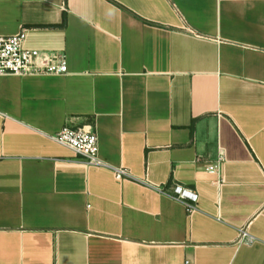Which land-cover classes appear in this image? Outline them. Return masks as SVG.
<instances>
[{
    "label": "crops",
    "instance_id": "0c3cea01",
    "mask_svg": "<svg viewBox=\"0 0 264 264\" xmlns=\"http://www.w3.org/2000/svg\"><path fill=\"white\" fill-rule=\"evenodd\" d=\"M22 31L68 73L0 76V264H264V0H0Z\"/></svg>",
    "mask_w": 264,
    "mask_h": 264
},
{
    "label": "built area",
    "instance_id": "2783aa9c",
    "mask_svg": "<svg viewBox=\"0 0 264 264\" xmlns=\"http://www.w3.org/2000/svg\"><path fill=\"white\" fill-rule=\"evenodd\" d=\"M25 37L24 31L15 35H0V76L68 73L66 54L26 48ZM53 139L73 149L88 164L105 165L99 156V136L94 125L64 127ZM116 172L118 178L127 174L125 169H116ZM170 195L183 201L188 210L193 209L199 199L196 191L181 184H175ZM242 237L247 238L249 242L253 241L246 231L242 232Z\"/></svg>",
    "mask_w": 264,
    "mask_h": 264
}]
</instances>
